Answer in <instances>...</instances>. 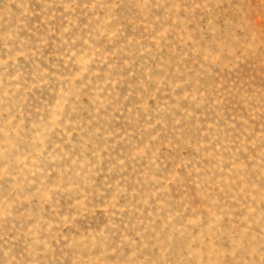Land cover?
Wrapping results in <instances>:
<instances>
[{
    "label": "rangeland",
    "instance_id": "1",
    "mask_svg": "<svg viewBox=\"0 0 264 264\" xmlns=\"http://www.w3.org/2000/svg\"><path fill=\"white\" fill-rule=\"evenodd\" d=\"M0 264H264V0H0Z\"/></svg>",
    "mask_w": 264,
    "mask_h": 264
}]
</instances>
